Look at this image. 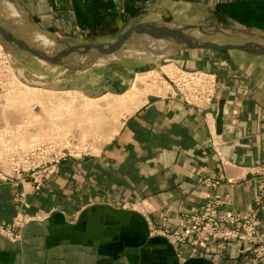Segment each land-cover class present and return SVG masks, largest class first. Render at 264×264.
Instances as JSON below:
<instances>
[{
    "label": "crops",
    "instance_id": "crops-1",
    "mask_svg": "<svg viewBox=\"0 0 264 264\" xmlns=\"http://www.w3.org/2000/svg\"><path fill=\"white\" fill-rule=\"evenodd\" d=\"M18 1L39 24L79 43L110 41L148 21L264 30V0ZM166 60L214 73L211 104L190 110L172 91L151 96L92 155L62 161L39 190L0 181V223L31 217L15 239L0 235V264H264L250 261L241 242L194 252L186 242L179 252L151 231L177 226L215 196L237 213L254 206L264 166V55L188 49ZM46 65L57 72L40 73V84L87 98L118 93L132 76L123 62L78 71ZM6 119L0 112V127L12 126ZM258 216L264 234V196Z\"/></svg>",
    "mask_w": 264,
    "mask_h": 264
},
{
    "label": "rangeland",
    "instance_id": "rangeland-1",
    "mask_svg": "<svg viewBox=\"0 0 264 264\" xmlns=\"http://www.w3.org/2000/svg\"><path fill=\"white\" fill-rule=\"evenodd\" d=\"M2 2L4 3H1L0 7L10 5L7 0ZM23 30L25 27L21 29ZM21 35L26 38V34ZM1 46L6 57L4 66L8 71L9 87L0 102V112L6 117H11V120H5L6 124L15 126L14 131L9 135L10 143L7 151L27 149L35 143L46 142L54 136L63 139L71 135L75 145H87L91 153L86 156L92 155L101 144L115 134L123 119L146 99L168 92L165 74L169 75L176 70L166 58L159 61L149 59L125 62L123 66L131 70L132 76L123 90L115 94L87 98L77 92L56 91L53 85H49L52 87L50 88L40 84L43 79L39 77L40 73L52 74L54 71L57 72V69L47 66L28 53L11 51L9 47L6 48L2 44ZM165 64L170 65L164 67ZM1 65L3 66L2 62L0 68ZM136 76L141 82L135 84L133 91L135 95L126 99L124 91L128 90ZM23 83L45 87L41 90H33ZM62 85L64 84L61 83L56 87ZM5 141L6 139H2L0 143L4 145ZM80 157L77 155V158ZM0 170L7 171L3 167H0Z\"/></svg>",
    "mask_w": 264,
    "mask_h": 264
},
{
    "label": "built area",
    "instance_id": "built-area-1",
    "mask_svg": "<svg viewBox=\"0 0 264 264\" xmlns=\"http://www.w3.org/2000/svg\"><path fill=\"white\" fill-rule=\"evenodd\" d=\"M5 56L0 48V101L9 87L8 71L5 68ZM170 93L179 96L190 110L205 109L215 96L217 78L214 73L203 70H184L176 68L169 75L165 74ZM15 126L0 127V181H28L34 190H39L43 184L57 171L59 164L68 158H77L90 154L87 145H75L73 136L61 139L54 136L42 143H35L27 149L9 150V135ZM2 137V138H1ZM6 146V147H5ZM7 151V154H5ZM258 192L254 198L252 208L246 213L232 211L227 202L217 196L209 198L194 214L177 226L158 230L151 227L152 232H158L172 241L180 252L181 245L189 242L191 252L197 247H205L210 242H217L218 247L229 242H241L244 249L252 253L249 259L257 262L264 258V234L258 230L259 206L264 196V166L259 173ZM165 219L164 216H162ZM31 219L26 213H18L12 220L0 223V235L13 240L17 237V230Z\"/></svg>",
    "mask_w": 264,
    "mask_h": 264
},
{
    "label": "water",
    "instance_id": "water-1",
    "mask_svg": "<svg viewBox=\"0 0 264 264\" xmlns=\"http://www.w3.org/2000/svg\"><path fill=\"white\" fill-rule=\"evenodd\" d=\"M1 3L4 2L0 6ZM21 34H26V38ZM0 43L11 51H23L46 63L78 71L96 64L159 61L188 49L237 50L264 55V30L148 21L129 26L110 41L79 43L42 26L18 0H12L9 6L0 7Z\"/></svg>",
    "mask_w": 264,
    "mask_h": 264
},
{
    "label": "bare ground",
    "instance_id": "bare-ground-1",
    "mask_svg": "<svg viewBox=\"0 0 264 264\" xmlns=\"http://www.w3.org/2000/svg\"><path fill=\"white\" fill-rule=\"evenodd\" d=\"M40 39H41V41L44 43V44H47V40L45 39V38H41L40 37ZM39 39V40H40ZM0 47L2 48V46H1V44H0ZM15 74V73H14ZM137 76H138V74H137ZM135 77L134 78V80H133V82H132V85L129 87V89L127 90V91H125L124 93L126 94V99H129V98H131L132 96H134L135 94H134V89H135V84H136V82H141V80L138 78V77ZM26 87H28V88H31V89H33V90H41V89H44V87L45 86H43V87H41V86H39V85H33V86H29L28 84H25V83H23ZM66 92H69V91H66Z\"/></svg>",
    "mask_w": 264,
    "mask_h": 264
}]
</instances>
